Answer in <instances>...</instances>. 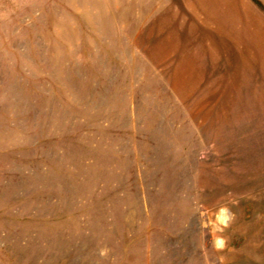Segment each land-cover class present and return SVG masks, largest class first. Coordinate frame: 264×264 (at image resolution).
Masks as SVG:
<instances>
[{
  "label": "rangeland",
  "instance_id": "rangeland-1",
  "mask_svg": "<svg viewBox=\"0 0 264 264\" xmlns=\"http://www.w3.org/2000/svg\"><path fill=\"white\" fill-rule=\"evenodd\" d=\"M0 264H264V12L0 0Z\"/></svg>",
  "mask_w": 264,
  "mask_h": 264
},
{
  "label": "trees",
  "instance_id": "trees-1",
  "mask_svg": "<svg viewBox=\"0 0 264 264\" xmlns=\"http://www.w3.org/2000/svg\"><path fill=\"white\" fill-rule=\"evenodd\" d=\"M252 2L264 12V5L260 0H252Z\"/></svg>",
  "mask_w": 264,
  "mask_h": 264
}]
</instances>
